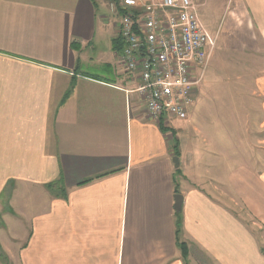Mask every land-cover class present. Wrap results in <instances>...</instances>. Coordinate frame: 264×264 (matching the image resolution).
Segmentation results:
<instances>
[{
    "label": "crops",
    "instance_id": "crops-1",
    "mask_svg": "<svg viewBox=\"0 0 264 264\" xmlns=\"http://www.w3.org/2000/svg\"><path fill=\"white\" fill-rule=\"evenodd\" d=\"M233 1L264 38V0ZM109 2L0 0V264H264L250 113L219 127L202 78L188 127L155 124L117 61Z\"/></svg>",
    "mask_w": 264,
    "mask_h": 264
},
{
    "label": "built area",
    "instance_id": "built-area-1",
    "mask_svg": "<svg viewBox=\"0 0 264 264\" xmlns=\"http://www.w3.org/2000/svg\"><path fill=\"white\" fill-rule=\"evenodd\" d=\"M117 61L158 126L186 121L215 46L193 0H115ZM201 67V70H198Z\"/></svg>",
    "mask_w": 264,
    "mask_h": 264
},
{
    "label": "rangeland",
    "instance_id": "rangeland-1",
    "mask_svg": "<svg viewBox=\"0 0 264 264\" xmlns=\"http://www.w3.org/2000/svg\"><path fill=\"white\" fill-rule=\"evenodd\" d=\"M193 1L198 5L201 23L215 38L214 49L203 69V79L211 82L213 91L209 100V114L215 119L219 113L223 119L220 125L217 122L215 125L231 128L233 121L229 120L230 113H241L244 109L245 113L255 118L246 121V128L258 130L256 133L264 138V127L258 129V125L264 123V38L259 37L258 29L248 21L251 17L247 19L237 11L233 0ZM108 5L105 3L100 10L102 15L108 17V27L114 34L113 24L119 22V17L109 11ZM242 36L247 38L241 39ZM235 83L238 88L234 90ZM253 97L255 102L250 100ZM169 122L171 131L178 133L177 127L182 122L174 119H169ZM185 125L188 127L187 120ZM209 126L214 127L212 124ZM247 153L264 159L263 151L249 150ZM250 169H246V176H251Z\"/></svg>",
    "mask_w": 264,
    "mask_h": 264
},
{
    "label": "trees",
    "instance_id": "trees-1",
    "mask_svg": "<svg viewBox=\"0 0 264 264\" xmlns=\"http://www.w3.org/2000/svg\"><path fill=\"white\" fill-rule=\"evenodd\" d=\"M109 1L111 2V1H115V0H109ZM162 129L164 131L168 130V128H165V126L162 127ZM88 181H90V180H88ZM88 181H86V182H88ZM53 186H55V184L49 185L50 188L53 187ZM181 223H182L181 214H180V212L179 213L176 212L175 213V235H176V238H177V245H178V248H179V250L181 252V257H182L183 261L185 263H187V259H188V248H187V245L184 242L179 240V235L181 233Z\"/></svg>",
    "mask_w": 264,
    "mask_h": 264
},
{
    "label": "water",
    "instance_id": "water-1",
    "mask_svg": "<svg viewBox=\"0 0 264 264\" xmlns=\"http://www.w3.org/2000/svg\"><path fill=\"white\" fill-rule=\"evenodd\" d=\"M174 162L176 165H178L177 157L174 158ZM182 202H183V197L180 194H175L174 195V205H173V209L175 212L179 213L181 211Z\"/></svg>",
    "mask_w": 264,
    "mask_h": 264
}]
</instances>
